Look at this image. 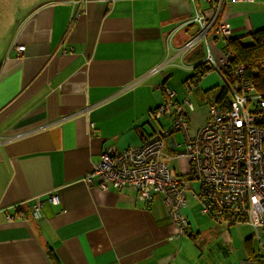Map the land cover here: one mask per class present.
Masks as SVG:
<instances>
[{
    "label": "crops",
    "instance_id": "0c3cea01",
    "mask_svg": "<svg viewBox=\"0 0 264 264\" xmlns=\"http://www.w3.org/2000/svg\"><path fill=\"white\" fill-rule=\"evenodd\" d=\"M225 1L230 36L264 28V0ZM197 8L212 17L200 0H0V264L249 261V228L238 238V225L208 220L186 200L188 225L177 236L159 195L143 202L131 188L84 182L107 147H136L168 127L167 115L151 117L163 87L192 105L188 135L208 118L221 75L214 67L195 70L206 54L202 39L179 51L197 31L188 23ZM208 39L218 59L224 41ZM155 67L161 70L150 73ZM182 136L177 147H164L167 164L178 162L168 165L174 173L187 169L184 158L172 157Z\"/></svg>",
    "mask_w": 264,
    "mask_h": 264
},
{
    "label": "built area",
    "instance_id": "2783aa9c",
    "mask_svg": "<svg viewBox=\"0 0 264 264\" xmlns=\"http://www.w3.org/2000/svg\"><path fill=\"white\" fill-rule=\"evenodd\" d=\"M196 5L197 0H191ZM208 4L213 15L207 18L199 8L188 19L197 31L180 48L187 52L199 40L204 41L205 57L201 61L214 67L221 75V89L226 97L210 99L208 118L193 135H188L190 102L175 101V92L164 89V102L151 112V117L167 115L170 126L143 136L141 143L122 151L107 147L99 161L84 176L88 186L101 190L128 187L140 201L148 202L159 195L170 221L177 228V236L186 231L188 220L182 209L186 194L200 204V212L217 223L230 227L245 224L252 228L253 238L264 246V94L257 92L245 74L246 64L227 67L231 52L226 44L230 36L228 22L222 17L225 0H200ZM251 1V0H250ZM222 38L224 51L215 59L208 39ZM24 47L15 46L20 53ZM160 67L153 68L156 73ZM89 127L92 129L93 124ZM181 131L183 148L172 153L173 158H184L187 169L174 173L163 159L167 142L176 145L170 134ZM199 184L193 190V182ZM54 203L56 195L50 196ZM42 202L33 198V213L39 216ZM254 238V239H255Z\"/></svg>",
    "mask_w": 264,
    "mask_h": 264
},
{
    "label": "trees",
    "instance_id": "16d2710c",
    "mask_svg": "<svg viewBox=\"0 0 264 264\" xmlns=\"http://www.w3.org/2000/svg\"><path fill=\"white\" fill-rule=\"evenodd\" d=\"M231 56L228 58L227 67H231L238 63H245V74L257 92L264 94V28L250 32L242 36H229L226 44ZM209 69V66L200 62L195 65V70L203 74ZM226 90L221 89L217 95V100L226 97ZM252 236L246 237L244 240V249L248 259L262 262L258 259V253L252 246ZM257 252V250H256ZM53 257V252H48Z\"/></svg>",
    "mask_w": 264,
    "mask_h": 264
},
{
    "label": "rangeland",
    "instance_id": "374dc122",
    "mask_svg": "<svg viewBox=\"0 0 264 264\" xmlns=\"http://www.w3.org/2000/svg\"><path fill=\"white\" fill-rule=\"evenodd\" d=\"M170 126V122H169V125H168V127ZM167 127V128H168ZM173 135H174V139H175V142L176 141H179V142H181L182 141V139H183V136H182V133H181V131H175L174 133H173ZM176 147H177V145H176ZM183 148V146L181 145V147H179L178 148V150L180 149H182ZM177 149V148H176ZM169 161H172V160H168V165H169V167L171 168L172 167V165H171V163H173V165H174V167H175V169H176V167L178 166V162H169ZM193 190L194 191H198V187H199V184L196 182V181H194L193 182ZM192 197V195L190 194V193H187L186 194V200H187V205H195L196 207H195V209H200V207L198 206V204L195 202V201H193V199L191 198ZM208 215H205L204 217L205 218H209V217H207ZM209 220V219H208ZM205 223H207V222H205ZM234 225H238L237 227H239V235L237 236V235H235V237L237 236L238 238H242V237H244L245 235H249V230H248V228L249 229H251L252 230V228L251 227H249L248 225H245V224H234ZM207 226H211L210 224H208ZM208 234H212V235H214V233L211 231V232H208ZM255 238V237H254ZM262 242L264 243V236H262ZM243 243H244V241H243ZM252 246H253V249L255 250V254L256 253H258V259H259V261L261 262L260 264H264V246L262 245V243H260V242H258L257 240H256V238L255 239H253L252 238ZM245 250V249H244ZM256 250H257V252H256ZM233 258H236V260H238V254H235V256L234 257H232L231 259H230V261L233 259ZM247 260H249V261H246V262H244V264H259L257 261H255V260H252V259H248V258H246ZM238 262V261H237Z\"/></svg>",
    "mask_w": 264,
    "mask_h": 264
},
{
    "label": "water",
    "instance_id": "95a60500",
    "mask_svg": "<svg viewBox=\"0 0 264 264\" xmlns=\"http://www.w3.org/2000/svg\"><path fill=\"white\" fill-rule=\"evenodd\" d=\"M195 29H196V30L198 29L197 26L195 27Z\"/></svg>",
    "mask_w": 264,
    "mask_h": 264
}]
</instances>
